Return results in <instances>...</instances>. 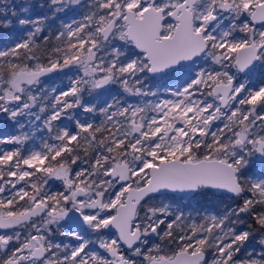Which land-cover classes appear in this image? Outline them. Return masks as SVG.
Masks as SVG:
<instances>
[{"label": "snow or ice", "instance_id": "6c2138e0", "mask_svg": "<svg viewBox=\"0 0 264 264\" xmlns=\"http://www.w3.org/2000/svg\"><path fill=\"white\" fill-rule=\"evenodd\" d=\"M5 35L0 264H264V0H0Z\"/></svg>", "mask_w": 264, "mask_h": 264}, {"label": "trees", "instance_id": "16d2710c", "mask_svg": "<svg viewBox=\"0 0 264 264\" xmlns=\"http://www.w3.org/2000/svg\"><path fill=\"white\" fill-rule=\"evenodd\" d=\"M0 38H2V39H4V40H11L12 39V36L11 35H5V36H3V37H0ZM188 211H191V209L189 208V209H187Z\"/></svg>", "mask_w": 264, "mask_h": 264}, {"label": "rangeland", "instance_id": "374dc122", "mask_svg": "<svg viewBox=\"0 0 264 264\" xmlns=\"http://www.w3.org/2000/svg\"><path fill=\"white\" fill-rule=\"evenodd\" d=\"M60 82L57 81V84H59ZM64 83H67V81L65 80ZM161 86H163L166 82H159ZM63 239V238H62Z\"/></svg>", "mask_w": 264, "mask_h": 264}, {"label": "flooded vegetation", "instance_id": "af4514ba", "mask_svg": "<svg viewBox=\"0 0 264 264\" xmlns=\"http://www.w3.org/2000/svg\"><path fill=\"white\" fill-rule=\"evenodd\" d=\"M60 239H62V238H60Z\"/></svg>", "mask_w": 264, "mask_h": 264}]
</instances>
